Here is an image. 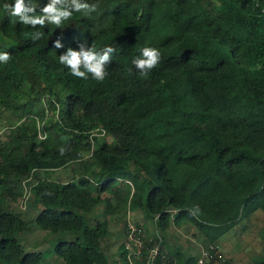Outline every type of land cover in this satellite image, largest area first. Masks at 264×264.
I'll list each match as a JSON object with an SVG mask.
<instances>
[{
  "label": "trees",
  "instance_id": "trees-1",
  "mask_svg": "<svg viewBox=\"0 0 264 264\" xmlns=\"http://www.w3.org/2000/svg\"><path fill=\"white\" fill-rule=\"evenodd\" d=\"M13 2L0 0V53L11 57L0 62V264H42L17 238L24 180L35 224L74 236L54 245L61 264H110L103 239L126 207L161 231L194 225L214 257L227 230L264 214V0H84L96 10L59 28L23 25L4 11ZM46 3L25 0L37 15ZM82 43L113 49L103 81L59 63ZM145 47L160 53L147 78L132 63ZM66 165L73 178L51 177ZM140 225L147 248L159 246L153 264L195 263ZM125 253L122 241L114 264Z\"/></svg>",
  "mask_w": 264,
  "mask_h": 264
},
{
  "label": "rangeland",
  "instance_id": "rangeland-1",
  "mask_svg": "<svg viewBox=\"0 0 264 264\" xmlns=\"http://www.w3.org/2000/svg\"><path fill=\"white\" fill-rule=\"evenodd\" d=\"M38 175L42 177L44 173L39 171ZM51 175L52 178L59 181H67L73 178L76 172L71 165H66L55 170ZM22 184H24L22 185V195L25 196V199L20 198L17 205L18 209L22 212V217L28 221L27 228L19 233L17 238L24 250H33L42 253V264H61V260L54 252V245L59 238L70 239L74 236L70 232H59V234L39 228L34 222L38 209L31 203L27 180H24ZM123 194L124 197H127V192L124 191ZM21 200L26 201L27 207L24 209L19 207ZM126 209L124 208L122 212L112 215L113 218L110 219L109 227L110 235L103 239V246L107 258L110 259V264H114L113 254L116 253L119 244L124 240L122 225ZM131 212L135 220L148 228L147 235L161 234L166 249L171 253L179 251L183 255L182 261L187 255L197 257L200 249L204 248L207 243L205 237L196 227L188 222L175 225L171 224L165 231H161L153 224L151 219L143 216V212L133 209H131ZM94 215L100 218L104 216L103 213H98L97 211H95ZM263 221L264 214L261 211H257L241 223L227 230L218 241V250L221 256L230 259L231 264H257V261L264 258V239L258 233Z\"/></svg>",
  "mask_w": 264,
  "mask_h": 264
},
{
  "label": "clouds",
  "instance_id": "clouds-1",
  "mask_svg": "<svg viewBox=\"0 0 264 264\" xmlns=\"http://www.w3.org/2000/svg\"><path fill=\"white\" fill-rule=\"evenodd\" d=\"M96 10V5H89L84 0H47L41 13L36 14V8L30 4L26 5L25 0H14L12 4H5L4 11L11 16L18 17L20 22L26 26L36 28L45 27L48 24L61 27L64 21L71 19L73 13H81L84 16L90 15ZM43 36L41 31H36L32 39L39 40ZM59 40L54 42V48H61ZM113 49L107 47L103 54L98 53L94 48H85L84 44L79 45V50L69 48L66 53L59 55V63L66 66L71 75L87 80L88 74L97 81H103L107 75L105 65L110 61V53ZM141 57L132 60L133 65L139 70L141 76L147 78L149 72L159 63L160 53L155 48H142ZM8 52L0 53V62L7 64L10 60ZM83 69V70H81ZM195 215L196 213H192Z\"/></svg>",
  "mask_w": 264,
  "mask_h": 264
},
{
  "label": "built area",
  "instance_id": "built-area-1",
  "mask_svg": "<svg viewBox=\"0 0 264 264\" xmlns=\"http://www.w3.org/2000/svg\"><path fill=\"white\" fill-rule=\"evenodd\" d=\"M103 133L104 131L101 132V134ZM20 198L25 199V196L21 195ZM25 202L26 201L21 200L19 202V207L24 209L26 206ZM123 229V244L126 250L125 259L127 263L138 264L139 260L145 259V264H153L156 257L160 253L159 246L157 244H154L151 245V247L147 248V246L145 245L146 235L144 236V229L140 225V223L134 219L131 209L129 207L125 211ZM215 248L216 247L210 244L204 248H201L200 253L197 256L194 264H227L225 257L221 255L214 257ZM144 250L146 252L145 257L143 254Z\"/></svg>",
  "mask_w": 264,
  "mask_h": 264
},
{
  "label": "crops",
  "instance_id": "crops-1",
  "mask_svg": "<svg viewBox=\"0 0 264 264\" xmlns=\"http://www.w3.org/2000/svg\"><path fill=\"white\" fill-rule=\"evenodd\" d=\"M179 230H180V229H179ZM179 230H178V231H179ZM180 232H181V230H180ZM219 240H220V239H219ZM200 250H201V249H200ZM229 260H230V259H229Z\"/></svg>",
  "mask_w": 264,
  "mask_h": 264
}]
</instances>
